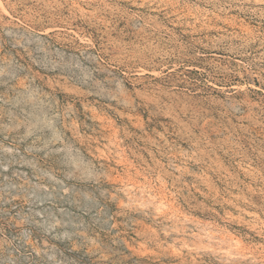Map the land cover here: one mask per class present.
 Segmentation results:
<instances>
[{"label": "rangeland", "instance_id": "obj_1", "mask_svg": "<svg viewBox=\"0 0 264 264\" xmlns=\"http://www.w3.org/2000/svg\"><path fill=\"white\" fill-rule=\"evenodd\" d=\"M0 264H264V0H0Z\"/></svg>", "mask_w": 264, "mask_h": 264}]
</instances>
